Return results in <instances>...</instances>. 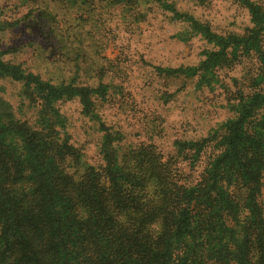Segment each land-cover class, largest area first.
Returning <instances> with one entry per match:
<instances>
[{
  "label": "rangeland",
  "instance_id": "rangeland-1",
  "mask_svg": "<svg viewBox=\"0 0 264 264\" xmlns=\"http://www.w3.org/2000/svg\"><path fill=\"white\" fill-rule=\"evenodd\" d=\"M249 1L264 8V0ZM79 2L0 0V58L51 84L92 92L91 116L81 115L76 97L59 106L65 122L58 136L79 150L84 163L100 167L106 156V181L124 183L122 168L149 144L164 160L178 146L183 161L170 162L190 173L197 148L182 150L181 142L217 138L248 103L243 96L264 87L259 79L251 85L264 71V23L255 25L247 6L235 0ZM44 9L52 19L41 14ZM28 109L22 84L0 78V149L19 161L25 138L8 119L30 125L37 115ZM246 136L245 149L262 150L245 163L262 171L258 207L250 210L259 208L264 217L262 111ZM237 169L232 167V178ZM222 245L227 264H242L235 250Z\"/></svg>",
  "mask_w": 264,
  "mask_h": 264
},
{
  "label": "trees",
  "instance_id": "trees-1",
  "mask_svg": "<svg viewBox=\"0 0 264 264\" xmlns=\"http://www.w3.org/2000/svg\"><path fill=\"white\" fill-rule=\"evenodd\" d=\"M235 1L247 6L255 25L264 23L263 7ZM41 14L52 19L48 10ZM0 78L21 83L27 113L37 115L30 125L8 119L25 138L23 160L0 149V264H227L223 242L240 263L264 264V217L250 210L262 171L248 164L262 150L245 149L251 125L264 113V87L243 96L248 103L217 138L181 142L182 150L197 148L190 173L170 162L183 161L178 146L164 160L152 145H140L122 168L123 183L106 181V156L100 167L84 163L58 136L59 106L76 97L81 115L91 116L92 92L51 84L3 58ZM257 79L264 85V71L251 85ZM232 167L238 168L233 178Z\"/></svg>",
  "mask_w": 264,
  "mask_h": 264
}]
</instances>
